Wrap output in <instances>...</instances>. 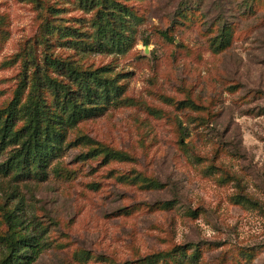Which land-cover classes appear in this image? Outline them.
I'll return each mask as SVG.
<instances>
[{"label": "rangeland", "instance_id": "1", "mask_svg": "<svg viewBox=\"0 0 264 264\" xmlns=\"http://www.w3.org/2000/svg\"><path fill=\"white\" fill-rule=\"evenodd\" d=\"M51 61L117 87L38 143L44 178L29 132L0 146V264H264V0H0L15 131L56 111Z\"/></svg>", "mask_w": 264, "mask_h": 264}, {"label": "trees", "instance_id": "2", "mask_svg": "<svg viewBox=\"0 0 264 264\" xmlns=\"http://www.w3.org/2000/svg\"><path fill=\"white\" fill-rule=\"evenodd\" d=\"M263 1V0H262ZM258 4L255 6L252 4L250 12L253 14L258 13L262 9L260 8L263 3L257 1ZM262 3V5H261ZM260 6V7H259ZM126 15L128 12H124ZM230 26L223 27L219 34V43L216 44L217 49H224L230 43V35L232 33ZM165 39H168L167 34H163ZM51 64L55 69H61L65 71V77H67L68 83L56 84L53 82L50 85V89L54 98L56 111L53 112L50 119H46L43 114H40L38 103L33 104L30 107H25L27 111L28 124L20 131H15L16 127V116L13 113H7L0 117V146L4 148L8 143L17 141L18 134L24 131V134L29 132L30 140L22 145V159L16 160V156L13 158L16 160L17 167L20 174L29 172L28 163L30 161L36 162L34 174L38 178H44L45 173L43 172L44 163L40 156L43 148H39L38 144L42 139L44 148L49 149L52 146L53 139L56 135L61 138L62 133L56 132L54 127L57 129L62 128L65 124L76 125L80 117V112L76 110V107L84 109L85 105H97L98 101L105 100L109 92L116 90L115 80H108L103 76V71H95L89 74L79 71L76 67H70L69 65H62L61 68L58 66V62L51 61ZM0 148V149H1ZM34 255L36 251L32 252ZM31 253V254H32ZM169 252H160L156 255H152L144 258L140 262H150L151 260H161L166 256H169ZM34 257L31 255L25 256V259L21 264H31ZM14 260H18L17 257Z\"/></svg>", "mask_w": 264, "mask_h": 264}]
</instances>
